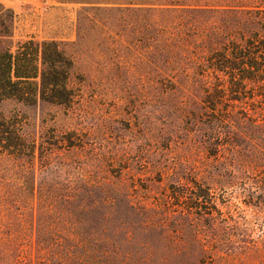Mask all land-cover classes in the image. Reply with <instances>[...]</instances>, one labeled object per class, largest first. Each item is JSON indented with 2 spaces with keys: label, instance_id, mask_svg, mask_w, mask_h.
Here are the masks:
<instances>
[{
  "label": "trees",
  "instance_id": "16d2710c",
  "mask_svg": "<svg viewBox=\"0 0 264 264\" xmlns=\"http://www.w3.org/2000/svg\"><path fill=\"white\" fill-rule=\"evenodd\" d=\"M259 1L124 0L79 12L78 40L94 32L103 41L110 37L103 27L114 25L137 79L156 100L199 105L185 114L193 127L181 117L168 129L158 126L194 130L203 154H179L170 172L156 168L159 186L168 179L156 201L142 182L96 177L73 165L66 155L81 145L73 130L36 135L24 112L2 108L39 101L70 108L76 93L68 85L74 61L56 41L28 39L13 50L4 41L13 14L0 4V264H217L263 250L246 236L233 239L245 228L211 200L248 178L242 202L264 208ZM171 199L180 208L171 210Z\"/></svg>",
  "mask_w": 264,
  "mask_h": 264
},
{
  "label": "rangeland",
  "instance_id": "374dc122",
  "mask_svg": "<svg viewBox=\"0 0 264 264\" xmlns=\"http://www.w3.org/2000/svg\"><path fill=\"white\" fill-rule=\"evenodd\" d=\"M123 1L0 0V4L13 14L10 35L4 41L12 50L19 42L28 39L35 42L56 41L74 61L68 85L76 93V101L70 108L40 101L30 106L5 102L2 108L7 112H24L30 122L29 129L36 135L49 133L50 129L57 134L73 130L81 140V145L73 148L72 154L66 155L69 161L73 160V165L87 169L96 177L118 176L123 182L134 179L137 186L142 182L150 188L147 192L149 199L156 201L162 198L164 188L168 187V179H162L161 186L158 185L157 178L161 177L156 168L170 172L179 154H203L194 130L165 132L158 126H163V122L169 124L178 121L181 117L182 124L191 128L193 118L189 115L186 117L190 118L185 119V114H188V110L198 111L200 108L191 102L180 108L177 100H156L151 86L137 79L131 57L123 51L125 42L113 32L116 30L114 25L103 27L105 34H110L103 41L101 37L93 35L94 32L83 42L78 40L77 17L80 11H92ZM106 44L113 47L116 55L105 49ZM113 56L120 59L122 65L118 68L113 65ZM249 181L247 178L241 185L216 191L211 200L221 211H228L233 220L241 224V228H245L243 235L239 234L242 233L240 230L234 231L233 239L246 236L251 243L264 246V208H259V211L258 206L245 205L240 196L242 187L247 186ZM135 194H140V190ZM169 208L177 210L180 206L171 199ZM239 255L217 260L216 263L264 264V247L257 254Z\"/></svg>",
  "mask_w": 264,
  "mask_h": 264
}]
</instances>
